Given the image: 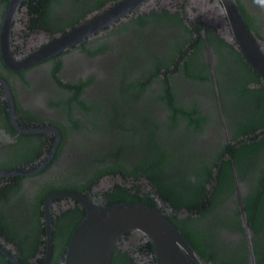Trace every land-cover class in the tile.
<instances>
[{"label": "flooded vegetation", "instance_id": "flooded-vegetation-1", "mask_svg": "<svg viewBox=\"0 0 264 264\" xmlns=\"http://www.w3.org/2000/svg\"><path fill=\"white\" fill-rule=\"evenodd\" d=\"M115 1L0 0V264H15L6 253L20 264H62L69 235L83 215V207L72 197L50 199L48 247V195L75 191L109 203L104 191L108 196L122 194V190L115 191L117 182L126 184L129 193L137 191L139 197H132L163 211L189 236L207 264H264V79L238 48L220 0H147L101 30L32 64L10 66ZM235 2L264 52V0ZM152 13L167 15L170 20L156 26L150 24L155 22H145V28L138 27L137 16L144 15L150 21ZM159 29L164 33L160 34ZM138 37L145 45L140 47L149 48L145 57L151 54L149 50H155L167 60L184 42L181 51L190 56V70L197 71L204 63L209 71L208 75H188L184 71L186 55L174 67L180 53L169 61L174 68L172 91L186 104L181 110H191V102L195 104L196 112L183 120L184 125L178 123L181 115L177 114V124L168 128L170 110L162 100H154L160 129L155 137L170 138L172 154L181 159L183 172L188 173L190 168L191 175L196 165L204 170L216 161L210 179L204 181L207 194L202 198L213 201L204 209L198 205L201 211L187 205L174 207L141 174L134 180L119 172L113 178L114 174L103 173L86 188L89 177L103 165L94 162L81 170L75 167L91 161L85 157L87 153L90 157L100 155V139L113 135L109 128L102 136L93 124L107 119L106 107L118 96L115 77L106 66L129 57V52L137 48ZM159 76L164 73L161 71ZM236 95H245L250 103L238 107ZM248 104L251 110L246 109ZM71 116L78 127L70 128L75 123ZM190 120L193 122L189 124ZM42 124L56 127L59 138L50 157L34 170L50 153L54 134L18 127ZM58 126L67 130L62 132ZM222 146L225 148L220 151ZM218 172L220 186L211 196ZM133 183L139 185L137 190L129 187ZM109 264H154L150 245L142 237L126 232L115 244Z\"/></svg>", "mask_w": 264, "mask_h": 264}, {"label": "trees", "instance_id": "trees-1", "mask_svg": "<svg viewBox=\"0 0 264 264\" xmlns=\"http://www.w3.org/2000/svg\"><path fill=\"white\" fill-rule=\"evenodd\" d=\"M152 14L154 17L150 18V21L143 17L144 15L137 16L136 24H139L138 27L145 28V22H147V24L148 22H155L150 24H154L156 26L158 23L168 22L170 20V17H167V15ZM159 31L160 34L164 33L160 29ZM140 40L141 38L137 41L136 54L132 55L130 51L129 57L126 56L119 62H114L113 64L106 66L107 72L110 73V75L113 74V77H115L114 88L118 96L111 101L112 104L106 107L108 114L107 119L97 123L94 121L93 124L96 125L102 136L103 133L109 131V128L112 129L113 135L111 134L109 136H105L103 141L100 139L103 146H106V141H108L106 148L102 149L101 145L100 155L90 157L87 153L85 154V157L91 158V161H82L80 163V167L77 165H75V167L81 170L86 165H91V163L94 162H98V164L103 165L102 168H99V172L89 177L85 185L86 188H89L91 184H94L97 178L103 173L114 174L111 176L113 178L116 176L115 173L119 172L122 177H130V179L134 177V180H137L136 177L141 174L148 179L150 187H152L153 183L156 189L160 191L163 196H166L171 203H173L174 207L178 208L180 205H187L189 208L194 207L199 209L198 205H202V209H204L213 201V198H207L206 201H203L202 198L204 195L206 197L207 194V192L205 193L206 190H204V181H208L210 179L212 171L211 167L216 164V161H214L216 158L213 160L214 162L207 165L204 170H201L202 167L200 165H196L191 175H189L190 168L186 171L188 173L183 172L179 166V164L181 165V159L177 158L175 153L172 154L170 138L162 139V137H160L161 139H158L155 137L156 132L158 133L160 129L159 123L154 114V100H162L169 108L170 120L168 128L172 129V127L177 124V114L181 115V121L178 123L184 125L185 122H183V120L188 117L192 118V114L196 112V109L194 108L195 104L191 102V105L193 106L191 110H181L182 107L186 106V104L184 103L185 100L183 98H177V92L172 91V74L174 72V68L171 69L172 66L169 64V61L175 59L176 55L180 53L176 59L174 67L177 68L180 65L178 60L182 58L183 55H186L184 71L188 75H196V73L202 74L205 72L206 75H208L209 71L204 63L203 65H199L200 68L197 71L190 70V60H188L190 56L189 54H185V52L181 51L184 42L182 45L180 44L175 53L167 60L162 58L155 50H149L151 54L149 53V55L145 57L144 52L149 48L140 47L145 46L142 42H140ZM171 46L170 47L173 48V45ZM104 47L105 46L102 48ZM161 71L164 73L163 77L159 76ZM156 77H160V82L155 83ZM114 79H112V81ZM152 83H154L155 86L152 85L151 87ZM110 90H112V88ZM235 100L238 107L242 103H250V99H246L245 95H236ZM85 106L88 109V106ZM246 109L251 110V105L248 104ZM241 111L243 110H239L238 113ZM93 112H95L94 109ZM99 113L103 114L104 110ZM70 118H72V116ZM71 120L75 122L73 118ZM191 122H193V120H190L189 124ZM58 127L62 130V132L67 130V127L65 126ZM72 127H78V124L75 122L70 126L71 129ZM245 128L246 127H243L240 130H244ZM160 140L162 141L160 142ZM75 142L79 145L78 141ZM224 148L225 147L222 146L220 151ZM173 156L176 158H173ZM198 162H201V160H198ZM225 162L228 163L229 159H226ZM197 170L201 171L196 172ZM205 172L206 175H202ZM216 178L217 182L212 187L211 196L215 195L218 187L220 186L221 181L219 172ZM167 181L169 182L164 184ZM126 186V184L121 182L114 184V187L118 189L115 191L119 192L122 190V194L119 195L112 194L108 196L105 190L104 194L107 197L106 201L109 203L118 201H139L137 191L135 193H129ZM129 187L137 190L139 185L133 183ZM191 194L192 196L189 198ZM132 195H137L138 197H132ZM186 198H189V200H186ZM176 199H180L182 201H176ZM174 202L176 204H174ZM198 211H201V209ZM83 212L84 211H82L81 214H83ZM182 234L195 249L194 243L191 241L189 236H187L184 232H182ZM199 255H201V253Z\"/></svg>", "mask_w": 264, "mask_h": 264}, {"label": "water", "instance_id": "water-1", "mask_svg": "<svg viewBox=\"0 0 264 264\" xmlns=\"http://www.w3.org/2000/svg\"><path fill=\"white\" fill-rule=\"evenodd\" d=\"M146 1L116 0L65 33L58 35L43 48H39L30 56L14 61L10 66L20 68L32 64L60 48L101 30ZM220 1L223 5L222 12L228 20L238 48L242 51L244 58L264 79V52L248 30L238 5L235 0ZM9 110L13 118V104L10 98ZM18 129L31 132L50 131L54 134L50 153L34 168L35 170L50 157L58 141L59 132L50 124L18 127ZM10 172L13 171L6 173ZM21 172H26V170ZM57 196L77 199L84 211L69 235L62 264H109L115 244L126 232H132L149 243L154 264H207L180 229L157 206L141 201L104 203L75 191L51 192L46 199L45 233L48 247L51 223L47 208L50 199ZM6 256L15 264H20L15 256L9 253H6Z\"/></svg>", "mask_w": 264, "mask_h": 264}, {"label": "rangeland", "instance_id": "rangeland-1", "mask_svg": "<svg viewBox=\"0 0 264 264\" xmlns=\"http://www.w3.org/2000/svg\"><path fill=\"white\" fill-rule=\"evenodd\" d=\"M137 49V48H136ZM136 49H133L132 51H131V54L132 55H134V54H136L137 53V50ZM105 182V181H104Z\"/></svg>", "mask_w": 264, "mask_h": 264}, {"label": "bare ground", "instance_id": "bare-ground-1", "mask_svg": "<svg viewBox=\"0 0 264 264\" xmlns=\"http://www.w3.org/2000/svg\"><path fill=\"white\" fill-rule=\"evenodd\" d=\"M207 107V106H206ZM206 109V108H205ZM208 110V109H207ZM209 111V110H208ZM206 112V111H205ZM88 155V154H87Z\"/></svg>", "mask_w": 264, "mask_h": 264}]
</instances>
